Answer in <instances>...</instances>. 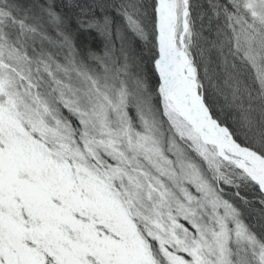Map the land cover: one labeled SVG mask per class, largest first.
<instances>
[{"label": "snow or ice", "instance_id": "obj_1", "mask_svg": "<svg viewBox=\"0 0 264 264\" xmlns=\"http://www.w3.org/2000/svg\"><path fill=\"white\" fill-rule=\"evenodd\" d=\"M0 264H264V0H0Z\"/></svg>", "mask_w": 264, "mask_h": 264}]
</instances>
